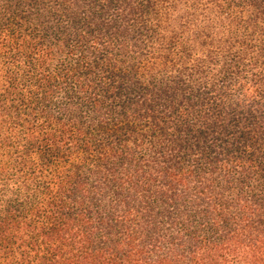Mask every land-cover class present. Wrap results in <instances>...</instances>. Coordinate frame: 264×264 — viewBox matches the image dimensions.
<instances>
[{
  "label": "trees",
  "instance_id": "trees-1",
  "mask_svg": "<svg viewBox=\"0 0 264 264\" xmlns=\"http://www.w3.org/2000/svg\"><path fill=\"white\" fill-rule=\"evenodd\" d=\"M0 264H264V0H0Z\"/></svg>",
  "mask_w": 264,
  "mask_h": 264
}]
</instances>
